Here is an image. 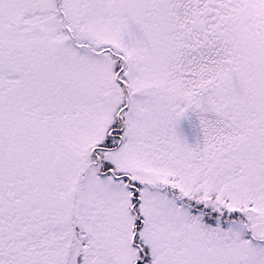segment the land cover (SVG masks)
Instances as JSON below:
<instances>
[{"label": "snow or ice", "instance_id": "obj_1", "mask_svg": "<svg viewBox=\"0 0 264 264\" xmlns=\"http://www.w3.org/2000/svg\"><path fill=\"white\" fill-rule=\"evenodd\" d=\"M0 264H264V0H0Z\"/></svg>", "mask_w": 264, "mask_h": 264}]
</instances>
